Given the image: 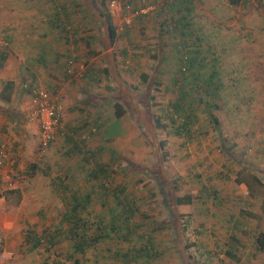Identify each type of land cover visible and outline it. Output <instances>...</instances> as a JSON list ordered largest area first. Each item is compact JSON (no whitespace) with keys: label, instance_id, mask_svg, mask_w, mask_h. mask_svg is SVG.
<instances>
[{"label":"rangeland","instance_id":"1","mask_svg":"<svg viewBox=\"0 0 264 264\" xmlns=\"http://www.w3.org/2000/svg\"><path fill=\"white\" fill-rule=\"evenodd\" d=\"M94 1L98 7L104 1L101 9L110 12L116 29L112 42L91 0H0V53L8 52L6 41L20 40L22 34L55 41L45 25L48 4L58 11L71 8L74 23L83 25L76 29L69 24L66 30L59 25L53 29L58 38L72 41L78 32L91 41L85 49L71 46L64 57L65 68L70 58L83 67L81 76L68 77L76 94L69 95L73 106L68 116L79 124L76 132L67 133L74 135L75 148L71 142L56 140V146L50 144L39 154L38 139L32 137L28 144L22 143L25 152L32 153L29 161L36 163L48 149L55 153L61 147L94 157L92 164L103 171L95 179L97 184L116 183L135 203L130 235L136 252L142 251L130 264H264V250L255 244V237L264 233V0L236 5L228 0H193L185 35L171 29L170 14L162 11L164 2L172 0H119L120 6L111 9L107 0ZM124 2L145 12L124 25L123 16L130 13L121 5ZM26 13L43 17L34 21L33 28L22 30L16 24ZM133 27L136 31L131 33ZM189 51L200 60L193 69L203 76L214 72L221 84L220 99H213L219 108L212 111L218 122L206 114L205 96L202 101L193 99L197 118L189 133L176 136L166 132L170 127H154L153 117L166 121L164 109L176 97L182 74L189 76L180 61ZM85 52L94 56L87 58ZM105 97L107 113L114 102L124 111L106 140L99 131L104 129L102 122L95 117ZM9 130L19 134L13 127ZM63 159L75 161L70 155ZM11 176L14 190L18 174ZM8 191L0 184L5 207L18 197ZM183 195L191 201L176 205L174 198ZM33 232L50 235L44 222ZM19 242L17 229L0 233V264H73L64 237L53 239L49 247L38 244L28 251ZM145 244L148 251L142 248Z\"/></svg>","mask_w":264,"mask_h":264},{"label":"crops","instance_id":"2","mask_svg":"<svg viewBox=\"0 0 264 264\" xmlns=\"http://www.w3.org/2000/svg\"><path fill=\"white\" fill-rule=\"evenodd\" d=\"M48 6L45 11V18L48 17L45 25L49 27V33L55 41H37L34 33L22 34L20 40L6 41L8 52L0 53V143L4 145L7 154L5 170L11 175L18 174L15 191L13 190L18 195L17 199L10 207H5L3 202H6V197L0 196V233L17 229L21 248L28 251L30 249L28 237L32 231L38 232L44 222L52 240L57 237L66 238L65 251L79 259L78 264L130 263L129 259L134 257L132 255L137 244L134 235H125L123 232L125 230L121 228L123 198L118 197L112 189H104L97 184L96 180H99L103 171L97 163L92 164L95 161L94 157L74 152L70 147L69 149L61 147L56 149L55 153L48 149L40 161L32 163L28 157L32 153L25 152L26 150L22 148V143L28 144L30 138L34 137L35 141L38 139L37 122L29 115L32 88L41 87L49 97L52 96L49 94L50 91L54 89L60 91L63 111L55 140L51 143L52 147L56 146L54 145L56 140L62 144L71 142L74 147V135L67 131L76 132V125L79 124L68 116L72 102L69 95L73 94L75 88H71L69 82L71 77L65 72L64 57L71 46L83 49L85 46L88 47L91 41H85L82 33L77 36L78 32L72 41L58 38L53 29L59 28V25L64 30L70 28L69 24L76 29L83 28V25L74 23L77 19L73 18L71 8L65 7V10L61 11L55 8V11L51 4ZM61 12L64 14L62 17L64 21L59 15ZM40 14L33 13L34 17H31L26 13L23 21L17 22L16 25L19 28L21 26L22 30L33 28L34 21L42 19L44 12ZM130 31L132 33L136 29L133 27ZM126 35H129V31H126ZM77 38L82 41H76ZM85 54L87 58L94 56V52ZM104 99L109 98L105 97L98 103L95 117L102 122L100 126L104 129L101 131L100 128L99 131L102 133V139L106 140L107 137L104 136L110 130H115V123L123 114L115 117L114 103L113 108L110 107V112L107 113L103 108V103L106 102ZM30 120L35 123V127L29 124ZM12 127L17 130L18 135L9 130ZM16 140L19 141L18 144ZM95 150L97 153L101 151L100 147ZM65 155L74 157L75 161L66 162L63 159ZM55 159L58 160L55 162ZM113 186L119 185L115 183ZM127 202L135 205L133 201ZM129 223L130 233L131 221ZM30 231L31 233L27 235ZM77 234L88 238L101 237L94 242L88 241V245L81 248L78 246L79 241L75 239Z\"/></svg>","mask_w":264,"mask_h":264},{"label":"trees","instance_id":"3","mask_svg":"<svg viewBox=\"0 0 264 264\" xmlns=\"http://www.w3.org/2000/svg\"><path fill=\"white\" fill-rule=\"evenodd\" d=\"M108 1L109 0H107V3ZM242 1L243 0H228V3L236 5ZM100 3H101L100 4L101 7H98L95 1L91 0L92 6H94V8L97 10L98 17L101 18L103 23L105 24V28H106L105 34L107 36V40L109 42H112L116 36L115 26L111 20V16L109 14L110 12H108L109 10L103 11L101 9L104 5V1H101ZM193 7H194L193 0H172L170 2H166V3L164 2L162 6V11L169 12L170 14L169 17L172 19L171 21H172V26H173L171 29H174V30L176 29L179 34L185 35L187 34V32H185L186 31L185 28L188 25L186 14L189 13L193 9ZM175 13H177V15ZM138 19L141 20L142 19L141 16H139ZM181 52H182L181 50H178V53H181ZM190 53L191 51H189L188 55L184 53L185 56H183V60L179 56L180 61H182L184 65L182 67H185L186 70H188L189 76L182 74V77L184 80L178 86L176 97L169 100L168 105L164 109L166 112V116H165L166 121L162 120L158 116L153 117L154 127L162 128V129L170 127V129L169 130L167 129L166 132L167 133L170 132L176 136H181L183 134L189 133L191 131V126L194 120L197 118V114L195 113V109H194L195 101H193V99L197 101H202L203 96H205L206 97V99L204 98V104H205L204 106L206 107L205 112L207 115H209L210 120H212L215 124H217L218 122L217 118L214 115H212V111L217 110V108H219L218 107L219 105L215 101H213V99L214 98L220 99L219 90L221 89V84L218 80V77L215 78V73L212 71H210L207 75H204V76L201 75L200 73L198 74L196 69H193V66L197 65L200 60L199 59L196 60V56H197L195 54L196 52L192 51L193 55H191ZM2 57L3 56H1V59ZM104 70L107 71V69H104ZM180 73L182 72L180 71ZM143 79L145 80V75L143 76ZM123 112H124L123 109H121L119 105L114 102L115 117H119ZM102 186L104 187V189H108V190L112 189V191L116 193L118 197L123 198L124 203H122L121 205V209H122L121 210V216H122L121 228L125 230L123 231L125 235H130L129 233L130 217L129 216H131L133 213L132 202L131 203L127 202L129 200L131 201L130 196L127 195L125 191H123V187L120 185L119 186H108V187H105L104 185ZM8 192H13V189H9ZM173 201L177 205V204L189 203L191 199L188 195H183V196H176ZM74 226H76L75 223H74ZM46 236H47L48 244L50 246L52 244V238L50 235H46ZM30 237L32 239L31 244H30V249L40 244L38 241L40 235L37 236L31 233ZM100 237L88 238V237H85L84 235L77 234L75 239L76 241H79L78 246L83 248L88 245V241L94 242L97 239L99 240ZM255 244L258 250H261V251L264 250V233L263 232L259 233L255 237ZM143 247L144 246H142V248ZM145 250L148 251L146 248ZM140 251H142V249L138 250L137 252H136V249L134 250V254L132 255V257L133 256L134 257L129 259L130 263L133 259H135V256H136L135 253H139ZM67 256L70 257L71 254L68 253ZM78 261L79 259L74 258L73 264H78ZM130 263H126V264H130Z\"/></svg>","mask_w":264,"mask_h":264},{"label":"built area","instance_id":"4","mask_svg":"<svg viewBox=\"0 0 264 264\" xmlns=\"http://www.w3.org/2000/svg\"><path fill=\"white\" fill-rule=\"evenodd\" d=\"M108 7L118 8L120 6L119 0H109ZM126 7L130 12L128 15L123 16V24L126 25L131 22L132 17L137 16L145 12L142 9H130L128 3L124 2L121 4ZM120 29V27H119ZM116 30V29H115ZM83 71L82 64L76 65L73 59L67 60L65 72L69 77L77 78L81 76ZM30 117L35 119L38 127V152L39 154L46 149L52 141L55 139L56 130L60 125L62 116L63 106L62 99L57 92L51 97L47 96L46 91L41 87L32 88L30 92ZM6 150L2 143H0V184L4 185L7 189L14 187V181L11 174L6 171ZM108 187V183L103 184ZM39 243L44 246H49L47 236H40L38 239ZM144 247L149 249V245L145 244Z\"/></svg>","mask_w":264,"mask_h":264}]
</instances>
